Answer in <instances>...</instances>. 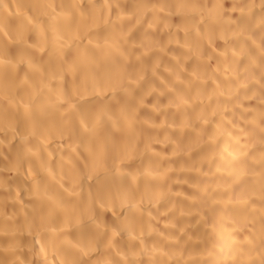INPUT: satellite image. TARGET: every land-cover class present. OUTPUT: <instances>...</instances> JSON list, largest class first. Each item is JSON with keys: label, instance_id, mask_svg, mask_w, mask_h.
<instances>
[{"label": "bare ground", "instance_id": "6f19581e", "mask_svg": "<svg viewBox=\"0 0 264 264\" xmlns=\"http://www.w3.org/2000/svg\"><path fill=\"white\" fill-rule=\"evenodd\" d=\"M263 250L264 0H0V264Z\"/></svg>", "mask_w": 264, "mask_h": 264}, {"label": "rangeland", "instance_id": "374dc122", "mask_svg": "<svg viewBox=\"0 0 264 264\" xmlns=\"http://www.w3.org/2000/svg\"><path fill=\"white\" fill-rule=\"evenodd\" d=\"M264 251V250H263ZM264 260V257H263V255H262V258H260V260ZM261 262V261H260ZM260 264H264V261L262 262V263H260Z\"/></svg>", "mask_w": 264, "mask_h": 264}]
</instances>
